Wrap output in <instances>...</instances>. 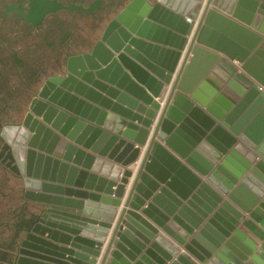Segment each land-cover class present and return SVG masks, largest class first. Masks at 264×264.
I'll return each instance as SVG.
<instances>
[{"label": "water", "instance_id": "95a60500", "mask_svg": "<svg viewBox=\"0 0 264 264\" xmlns=\"http://www.w3.org/2000/svg\"><path fill=\"white\" fill-rule=\"evenodd\" d=\"M261 89L264 0H130L0 133L25 203L0 264H95L143 146L100 264H193L159 230L199 264H263L239 229L264 199Z\"/></svg>", "mask_w": 264, "mask_h": 264}, {"label": "flooded vegetation", "instance_id": "af4514ba", "mask_svg": "<svg viewBox=\"0 0 264 264\" xmlns=\"http://www.w3.org/2000/svg\"><path fill=\"white\" fill-rule=\"evenodd\" d=\"M130 0H0V133L27 111L50 76L69 58L88 52ZM0 138L2 232L25 214L20 181Z\"/></svg>", "mask_w": 264, "mask_h": 264}, {"label": "crops", "instance_id": "0c3cea01", "mask_svg": "<svg viewBox=\"0 0 264 264\" xmlns=\"http://www.w3.org/2000/svg\"><path fill=\"white\" fill-rule=\"evenodd\" d=\"M184 56V51L182 52L181 58L179 60V63L177 65V68L179 67V64L182 60ZM231 65H233L234 67H236L238 69V71L240 70V66L241 64L233 61L231 62ZM174 77V75H173ZM255 83V82H254ZM168 86V90H169ZM148 118H150V116H146ZM158 117V113H156V115L153 117L152 119V124L149 127V135L147 137V143L150 141L151 138V134L152 131L155 127V122L156 119ZM93 125V124H92ZM161 145L163 146V143H161ZM138 146L135 145V148H137ZM145 148L144 147H139V156L135 162L136 168L131 172V175L127 178V183L124 186V193H123V197L121 198V205L119 207H117L116 212H115V218L113 220V222L110 224V228L107 231V236L105 237V242L99 247V252H100V257L96 258V263L95 264H100L101 262V256L103 255L106 247H107V243L110 240V237L112 235L116 220L120 214V211L123 208V205L125 203L126 197L130 191L131 185L134 181V177L137 173L138 170V166L140 164L141 158L143 157V154L145 152ZM99 176H101V173H97ZM109 179V178H107ZM114 189V188H113ZM80 199V198H79ZM225 199V198H224ZM125 209H129V208H125ZM138 214H140L144 219H146L141 213L140 211L137 212ZM243 217H244V221L243 223L239 226V229L246 235V237L255 244L256 248L254 250V254L257 255L259 257V259L262 261V263L264 264V199L260 200L257 204H255V206L248 212V213H243ZM149 221V220H147ZM158 236L162 237V239L174 250L177 251L178 254L181 255H185L186 257H188L190 259V261L193 264H199L194 258H192L190 255H188L185 251H183L179 246H177V244L171 240L169 237H167L164 233H162L160 230L157 234Z\"/></svg>", "mask_w": 264, "mask_h": 264}, {"label": "bare ground", "instance_id": "6f19581e", "mask_svg": "<svg viewBox=\"0 0 264 264\" xmlns=\"http://www.w3.org/2000/svg\"><path fill=\"white\" fill-rule=\"evenodd\" d=\"M261 91H264V89H261Z\"/></svg>", "mask_w": 264, "mask_h": 264}]
</instances>
